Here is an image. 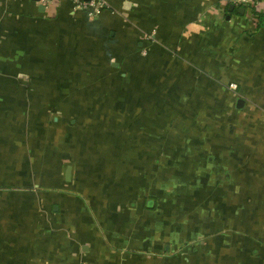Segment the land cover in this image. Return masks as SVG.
<instances>
[{
    "label": "crops",
    "instance_id": "crops-1",
    "mask_svg": "<svg viewBox=\"0 0 264 264\" xmlns=\"http://www.w3.org/2000/svg\"><path fill=\"white\" fill-rule=\"evenodd\" d=\"M0 264H264V0H0Z\"/></svg>",
    "mask_w": 264,
    "mask_h": 264
},
{
    "label": "built area",
    "instance_id": "built-area-1",
    "mask_svg": "<svg viewBox=\"0 0 264 264\" xmlns=\"http://www.w3.org/2000/svg\"><path fill=\"white\" fill-rule=\"evenodd\" d=\"M44 6H50L54 0H39ZM75 1V8L83 11L88 10H97L103 6L104 0H74ZM254 0H242L245 4H250Z\"/></svg>",
    "mask_w": 264,
    "mask_h": 264
},
{
    "label": "water",
    "instance_id": "water-1",
    "mask_svg": "<svg viewBox=\"0 0 264 264\" xmlns=\"http://www.w3.org/2000/svg\"><path fill=\"white\" fill-rule=\"evenodd\" d=\"M36 1H39V0H36ZM243 10H242V12L244 11V8H242Z\"/></svg>",
    "mask_w": 264,
    "mask_h": 264
}]
</instances>
